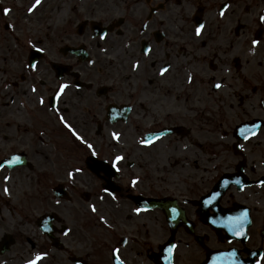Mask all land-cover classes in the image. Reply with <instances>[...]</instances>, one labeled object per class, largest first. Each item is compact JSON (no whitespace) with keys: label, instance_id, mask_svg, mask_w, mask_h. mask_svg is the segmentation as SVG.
Returning a JSON list of instances; mask_svg holds the SVG:
<instances>
[{"label":"flooded vegetation","instance_id":"1","mask_svg":"<svg viewBox=\"0 0 264 264\" xmlns=\"http://www.w3.org/2000/svg\"><path fill=\"white\" fill-rule=\"evenodd\" d=\"M34 3L0 0V264H264V0Z\"/></svg>","mask_w":264,"mask_h":264},{"label":"snow or ice","instance_id":"2","mask_svg":"<svg viewBox=\"0 0 264 264\" xmlns=\"http://www.w3.org/2000/svg\"><path fill=\"white\" fill-rule=\"evenodd\" d=\"M40 2H41V0H35V3L32 5V7H30V8L28 9V11H29V12L33 11V10L36 8V6H38V5L40 4ZM9 11H10V9H3V12H4L5 14H7ZM221 15H223V12H221ZM260 19H261L262 21H264V16H261ZM202 27H203V25H201L200 27H198V28L196 29L197 35H199V33H200V29H201ZM258 43H259L258 40H253V41H252V44H253V45H256V44H258ZM41 51H42V49H41ZM33 67H35V66L33 65ZM161 71H162V72H163V71H166V69H162ZM65 87H66V85H61V86H60V90H59V92L57 93V97H58L59 94L63 91V89H64ZM216 87H220V85L217 84ZM41 102H43V101H41ZM62 119H63V118L61 117V120H62ZM73 134L76 135L75 132H73ZM77 139H80V137L77 136ZM142 142H143V141H142ZM88 147H89V148H92V145H88ZM93 154H95V153H93ZM17 159H18V158H17ZM121 159H122V157H119V156L116 157V161H117V162H118L119 160H121ZM77 171H79V169H77ZM69 175L71 176L72 174L69 173ZM6 179H7V178H6ZM4 191L7 193L8 189L5 188ZM105 191H107V189H105ZM93 211H95V208H94V207H93ZM101 219H103V218H101ZM65 235H67V233H65ZM168 251L171 252V249H168ZM46 255H47L46 253H43V254H37L36 257H35V259H34V260H30V261H28L27 264H37V261H39L40 259L43 258V256H46Z\"/></svg>","mask_w":264,"mask_h":264},{"label":"rangeland","instance_id":"3","mask_svg":"<svg viewBox=\"0 0 264 264\" xmlns=\"http://www.w3.org/2000/svg\"><path fill=\"white\" fill-rule=\"evenodd\" d=\"M179 262L181 264H185V247L184 245L181 246V250H179Z\"/></svg>","mask_w":264,"mask_h":264},{"label":"water","instance_id":"4","mask_svg":"<svg viewBox=\"0 0 264 264\" xmlns=\"http://www.w3.org/2000/svg\"><path fill=\"white\" fill-rule=\"evenodd\" d=\"M169 249H171V252H169L168 250L163 251V252H166V256H167L164 259V264H172V247H170Z\"/></svg>","mask_w":264,"mask_h":264}]
</instances>
